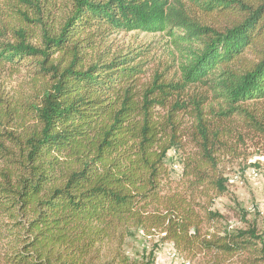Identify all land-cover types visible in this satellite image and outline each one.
<instances>
[{
    "label": "trees",
    "instance_id": "obj_1",
    "mask_svg": "<svg viewBox=\"0 0 264 264\" xmlns=\"http://www.w3.org/2000/svg\"><path fill=\"white\" fill-rule=\"evenodd\" d=\"M2 2L0 264H128L137 230L184 262L264 260L255 225L208 230L241 129L264 139V0ZM134 30L168 37L187 60L178 75L144 81L139 54L108 50Z\"/></svg>",
    "mask_w": 264,
    "mask_h": 264
},
{
    "label": "rangeland",
    "instance_id": "obj_2",
    "mask_svg": "<svg viewBox=\"0 0 264 264\" xmlns=\"http://www.w3.org/2000/svg\"><path fill=\"white\" fill-rule=\"evenodd\" d=\"M0 0V22L4 21L6 14V5ZM5 22V21H4ZM14 25V22H10ZM9 23H0L9 29ZM5 37H11V31L4 34ZM108 50L112 53L130 50L137 53L138 59L146 63V74L143 80L147 81L150 77L151 69H168V75H174L178 72L181 64L186 63V59L181 57L177 49L168 40V37L162 32H143L129 31L113 33L108 37ZM178 75V74H177ZM8 78V77H7ZM26 75L24 71L9 77L5 83V89H12L20 84H24ZM235 127L242 126L238 120L234 121ZM241 128V127H240ZM241 133L246 139L243 145L238 148V157L234 158L227 155L224 164L225 175L228 177L226 190L223 194L214 196L210 201L209 209L222 215L221 220L209 225V231H220L227 229L244 228L246 225H255L259 235L264 242V139L254 136L253 131L249 132L241 129ZM171 155V153H170ZM169 155V156H170ZM169 159V157H167ZM165 161L166 168L170 172L172 181H178L179 166H173L169 160ZM256 172V176L251 174ZM201 201V204H207L209 201ZM202 225L204 228L208 226ZM133 235L126 237L121 251L127 256L130 262L136 264L151 261L150 264H209V257H203L198 253L192 259L182 260L173 248L170 241H160L158 236H146L141 230L133 231ZM193 232V228L190 229ZM258 247L260 243H257ZM258 254V253H257ZM260 256L261 253L259 252ZM250 254L234 256L229 260H224L222 264H264V260L254 263ZM264 258V253L261 256ZM143 261V262H142Z\"/></svg>",
    "mask_w": 264,
    "mask_h": 264
},
{
    "label": "built area",
    "instance_id": "obj_3",
    "mask_svg": "<svg viewBox=\"0 0 264 264\" xmlns=\"http://www.w3.org/2000/svg\"><path fill=\"white\" fill-rule=\"evenodd\" d=\"M251 174H252L253 176H256V172H255V171H252Z\"/></svg>",
    "mask_w": 264,
    "mask_h": 264
}]
</instances>
